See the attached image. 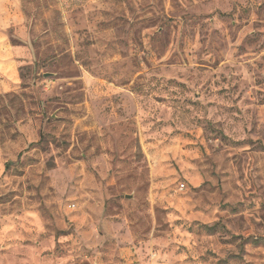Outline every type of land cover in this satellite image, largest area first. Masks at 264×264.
Wrapping results in <instances>:
<instances>
[{
  "label": "rangeland",
  "instance_id": "374dc122",
  "mask_svg": "<svg viewBox=\"0 0 264 264\" xmlns=\"http://www.w3.org/2000/svg\"><path fill=\"white\" fill-rule=\"evenodd\" d=\"M16 5L0 264H264V0Z\"/></svg>",
  "mask_w": 264,
  "mask_h": 264
},
{
  "label": "crops",
  "instance_id": "0c3cea01",
  "mask_svg": "<svg viewBox=\"0 0 264 264\" xmlns=\"http://www.w3.org/2000/svg\"><path fill=\"white\" fill-rule=\"evenodd\" d=\"M17 2L18 0H0V93L16 87L20 63L30 58L28 47L12 45L3 33L11 19L18 17Z\"/></svg>",
  "mask_w": 264,
  "mask_h": 264
},
{
  "label": "built area",
  "instance_id": "2783aa9c",
  "mask_svg": "<svg viewBox=\"0 0 264 264\" xmlns=\"http://www.w3.org/2000/svg\"><path fill=\"white\" fill-rule=\"evenodd\" d=\"M179 188L182 190V189H184L185 187H184V184H179Z\"/></svg>",
  "mask_w": 264,
  "mask_h": 264
}]
</instances>
